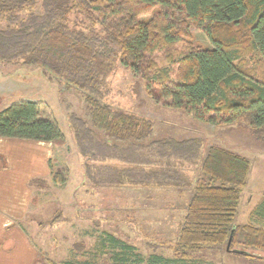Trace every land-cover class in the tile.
<instances>
[{
	"label": "trees",
	"instance_id": "1",
	"mask_svg": "<svg viewBox=\"0 0 264 264\" xmlns=\"http://www.w3.org/2000/svg\"><path fill=\"white\" fill-rule=\"evenodd\" d=\"M0 20L7 23L0 65L38 66L62 90L80 94L82 115L70 110L66 119L91 185L188 191L175 239L147 243V259L108 234L120 249L114 264H209L201 253L221 247L264 259V203L251 215L259 226L235 222L249 158L212 143L200 158L202 138H155L152 119L107 100L108 78L120 63L144 81L152 99L198 121L247 125L264 141V0H0ZM191 29L211 46L191 43ZM156 53L167 65H157ZM245 55L253 64L245 66ZM0 137L65 143L57 123L30 100L0 109ZM49 166L52 181L63 182Z\"/></svg>",
	"mask_w": 264,
	"mask_h": 264
},
{
	"label": "rangeland",
	"instance_id": "2",
	"mask_svg": "<svg viewBox=\"0 0 264 264\" xmlns=\"http://www.w3.org/2000/svg\"><path fill=\"white\" fill-rule=\"evenodd\" d=\"M6 25L4 20H0V29ZM190 42L202 47L211 46L205 34L197 29H191ZM181 47L182 43H179L176 50ZM153 57L158 66L167 65L162 53ZM242 60L245 66L253 64L248 55ZM108 87L107 100L114 106L154 121L155 137H201L200 158L204 157L210 143L246 155L250 160V172L246 186L241 189L235 222L257 219L251 215L257 206L264 203V141L256 138L249 126L198 121L192 115L171 107L167 100L156 101L147 93L144 81L120 63L108 78ZM20 100L36 101L41 113L57 123L66 139L63 146L55 147L53 158L57 161L52 164L53 171L59 170L64 181L55 183L51 178L42 179L43 183L39 181L41 190L34 193L24 223L26 233L38 251L37 264H61L63 260L78 264H114L120 249L109 243L108 234L134 246L136 252L147 259L152 253L147 242H157V237L167 239L171 235V224L157 225L155 218L166 216L169 210L163 213L159 207L165 202H173L175 193L88 188V181L81 179L83 161L77 155L66 119L70 110L82 115L80 94L75 90H62L57 79L38 66H24L20 62L0 65V109ZM160 226L161 230L167 227L170 234H159ZM223 248L205 251L201 257L209 260V264H264V259L236 255ZM157 254L172 257L163 249L157 250Z\"/></svg>",
	"mask_w": 264,
	"mask_h": 264
},
{
	"label": "crops",
	"instance_id": "3",
	"mask_svg": "<svg viewBox=\"0 0 264 264\" xmlns=\"http://www.w3.org/2000/svg\"><path fill=\"white\" fill-rule=\"evenodd\" d=\"M154 127L155 124L153 131ZM166 136L171 135H157L156 137L153 135L155 138H163ZM174 137L183 138L185 136ZM55 147L57 146L45 141L0 137V264H37L38 251L26 233L24 223L33 203L34 193L41 190V185L37 183L31 185L30 182L35 179L48 180L51 178L49 161L51 164L57 161L55 157L53 158ZM78 157L80 156L78 155ZM81 179H85L83 170ZM87 187L92 190L114 189L115 191L117 188H124L133 191H164L167 193H175V200L173 202H165L166 204L159 207L163 213L166 209L169 210L166 216L164 218L156 216L155 218L157 225L162 226L165 223H169L172 229L170 237L167 239L157 237V242L165 241L170 243L175 239L178 225L184 216L185 205L188 200V191L142 186H93L89 182ZM87 190L86 188L85 191ZM176 211H179L177 212L178 214ZM175 215H178V217ZM29 221H32V219ZM247 221L246 223L259 226L258 222L260 220L256 219L252 221L250 218ZM39 224L38 222L37 226ZM161 226L159 228L161 231H159V234H170L168 233L169 229L167 227L161 230Z\"/></svg>",
	"mask_w": 264,
	"mask_h": 264
}]
</instances>
